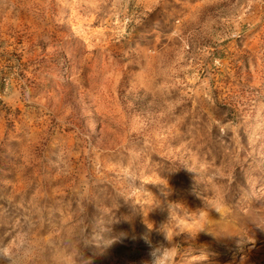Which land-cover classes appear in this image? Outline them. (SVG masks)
Listing matches in <instances>:
<instances>
[{"label": "rangeland", "instance_id": "374dc122", "mask_svg": "<svg viewBox=\"0 0 264 264\" xmlns=\"http://www.w3.org/2000/svg\"><path fill=\"white\" fill-rule=\"evenodd\" d=\"M0 264H264V0H0Z\"/></svg>", "mask_w": 264, "mask_h": 264}, {"label": "clouds", "instance_id": "9594fccd", "mask_svg": "<svg viewBox=\"0 0 264 264\" xmlns=\"http://www.w3.org/2000/svg\"><path fill=\"white\" fill-rule=\"evenodd\" d=\"M211 208H213V209H215V211H217L218 213H219V208H217L216 206H214V205H212V206H210ZM205 212L208 214V211L207 210H201L200 212H199V215L201 216V217H203L204 215H205ZM174 213H175V215H174ZM170 214H171V223H174L175 224V226L177 227V228H180V227H182L183 225H181V223H180V217L182 216V215H185L183 212H182V209L180 208V207H176V208H173V207H171V209H170ZM209 215V214H208Z\"/></svg>", "mask_w": 264, "mask_h": 264}]
</instances>
